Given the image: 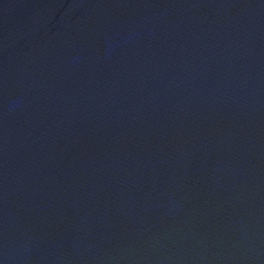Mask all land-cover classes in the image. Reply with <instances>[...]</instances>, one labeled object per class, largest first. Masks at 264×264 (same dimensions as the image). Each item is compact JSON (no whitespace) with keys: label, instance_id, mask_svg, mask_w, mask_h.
Wrapping results in <instances>:
<instances>
[{"label":"water","instance_id":"95a60500","mask_svg":"<svg viewBox=\"0 0 264 264\" xmlns=\"http://www.w3.org/2000/svg\"><path fill=\"white\" fill-rule=\"evenodd\" d=\"M0 264H264V0H0Z\"/></svg>","mask_w":264,"mask_h":264}]
</instances>
